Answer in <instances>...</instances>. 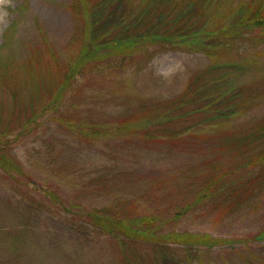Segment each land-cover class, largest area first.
<instances>
[{"label":"rangeland","instance_id":"1","mask_svg":"<svg viewBox=\"0 0 264 264\" xmlns=\"http://www.w3.org/2000/svg\"><path fill=\"white\" fill-rule=\"evenodd\" d=\"M99 2L0 0V264H264L256 0ZM144 9L218 36L131 39Z\"/></svg>","mask_w":264,"mask_h":264},{"label":"trees","instance_id":"2","mask_svg":"<svg viewBox=\"0 0 264 264\" xmlns=\"http://www.w3.org/2000/svg\"><path fill=\"white\" fill-rule=\"evenodd\" d=\"M101 3L98 0V4ZM168 10H160L157 12L158 16H149L148 17V10L144 9V15L140 16V19H144L143 22H146L150 19H152L148 24H141L143 25L141 30L142 33H140L138 31V26L134 27V32L131 34L132 36L130 37L131 39H138V37H136V35L138 36H143L145 34V31L147 29V26L151 25V29H154L155 31H157L158 33L160 32H165V35L162 36V38L166 41H173L172 38H174L175 36L177 37H183L185 35H197L199 36L200 40L198 45L195 47L196 50H201V51H207V46L210 45L211 40H206V36L208 34H211L212 36H218L215 32L213 31H208V32H203L200 31L199 27H195L193 25L190 24L189 19L195 17L196 15H193L191 17H189V15H184L181 16L180 14L176 13L177 15H179L181 18L184 19V21H172L170 19V15L167 14ZM243 19L246 21V24L248 25H255V26H263L264 25V0H256L255 3L249 4L247 6H245V8L242 9V16H240V20L243 21ZM163 22H167L169 23L167 26L168 29H166L165 31H158V27H156L157 24L163 23ZM138 23H141V21H139ZM161 27V26H159ZM159 35L156 33H150L149 35L145 36V39H151V40H155V39H159L160 37H158ZM129 40V39H128ZM128 42V41H127ZM109 44L112 45V47L116 46L115 41H109ZM94 45H92L90 48H88V50L94 49L93 47ZM1 163L7 164V162L4 160L3 157H1L0 160ZM203 196H198V199H203ZM94 220L93 223L99 227L103 226L102 223H104V230H106V232H116V233H122L125 230V225L122 224V222L118 221V222H112V221H108L105 219H102L100 223L98 221V217L97 216H93ZM105 224H109L112 229H108ZM190 247L194 246V245H203L206 248H210V246L212 245H216L217 242L215 240H210V239H205L204 241H198V242H193L187 243Z\"/></svg>","mask_w":264,"mask_h":264}]
</instances>
